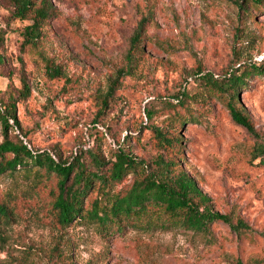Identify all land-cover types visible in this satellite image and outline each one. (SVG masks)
<instances>
[{
  "label": "rangeland",
  "instance_id": "374dc122",
  "mask_svg": "<svg viewBox=\"0 0 264 264\" xmlns=\"http://www.w3.org/2000/svg\"><path fill=\"white\" fill-rule=\"evenodd\" d=\"M47 1L56 10L40 45L23 47L32 19L15 16L13 0H0V99L19 97L17 115L31 147L71 158L101 146L110 157L124 143L150 162L161 154L151 126L192 115L197 122L178 128L177 158L215 210L242 218L251 231L239 234L219 222L209 241L178 228L128 227L110 235L90 223L62 226L49 206L54 180L20 169L0 175V202L9 212L0 219V264H247L256 257L264 264V165L252 152L264 142V76H250L240 90L259 136L208 99L200 79H219L243 63L264 66V5L248 13L233 0ZM149 14L145 52L127 72L130 38ZM114 80V100L101 112ZM24 82L26 98L19 96ZM183 91L198 96L188 108L176 98ZM96 197L103 196L95 191L85 208Z\"/></svg>",
  "mask_w": 264,
  "mask_h": 264
},
{
  "label": "trees",
  "instance_id": "16d2710c",
  "mask_svg": "<svg viewBox=\"0 0 264 264\" xmlns=\"http://www.w3.org/2000/svg\"><path fill=\"white\" fill-rule=\"evenodd\" d=\"M241 10L250 13V7L264 5V0H233ZM15 16L31 18L32 22L22 31V46L38 47L47 20L55 15L54 6L44 0L37 6L35 0H13ZM151 14L142 17L130 38L126 54L127 66L123 68L132 73L139 64L145 47L143 41ZM250 76H264V66L243 63L221 78L212 73L200 78L208 99L215 98L225 105L232 119L244 126L247 131L259 136L253 120L241 101L240 90L247 85ZM116 81L100 101L104 112L114 100ZM30 87L24 82L22 98L30 94ZM0 99V125L3 139L0 141V175L16 170L33 171L42 179L54 180L49 201L50 211L62 226L73 222L97 225L106 234L133 229H172L178 228L206 237H213L212 227L219 222L229 224L241 234L251 231V227L232 213H221L214 209L210 196L202 191L197 181L183 167L177 157H181V134L178 129L187 120H196L192 115H176L165 128L156 124L151 126L155 139L161 148V154L152 161L135 155L124 143L113 149L108 157L103 148H81L70 158H63L59 152L37 150L31 147L28 135L23 131L17 115V99ZM188 108L186 101H196L198 96L183 91L176 97ZM185 102V104H184ZM149 116L153 112L148 110ZM13 120L14 124H11ZM17 127L20 132H15ZM173 150V153H171ZM253 158H260L264 165V142L256 141L253 146ZM130 177V181L121 188L117 185ZM97 192L90 207L85 208L89 197ZM9 216L8 207L0 202V219ZM236 221V222H235ZM262 264L256 257L247 264ZM232 264H246L237 259Z\"/></svg>",
  "mask_w": 264,
  "mask_h": 264
}]
</instances>
